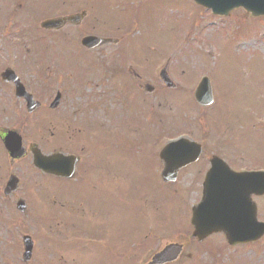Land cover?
Listing matches in <instances>:
<instances>
[{"label": "rangeland", "instance_id": "374dc122", "mask_svg": "<svg viewBox=\"0 0 264 264\" xmlns=\"http://www.w3.org/2000/svg\"><path fill=\"white\" fill-rule=\"evenodd\" d=\"M99 1L104 4L103 15L107 26L98 21L88 31L102 37H117L118 41L95 47L94 51L74 52V61L81 63L82 70L89 68L83 77L92 79V84L88 83L90 88H85L83 92L80 87L81 99H76V103L98 99L102 89H105L96 80L98 77L105 81L106 86L113 83L117 95L120 93L126 98L127 109L123 112V119L118 121L119 128L116 127L114 132L113 124L108 125V131L117 141L115 150L102 153L106 162L105 169L100 170L99 182H72L63 187H51L60 193L56 197L71 203L69 208L74 212L72 220L75 225L69 229L72 223L64 207L59 225L49 219L53 206L60 201L52 205L53 196L38 201L35 211L34 205L31 212L18 216L14 214L16 198L21 196L28 206L32 205L43 183L52 182L53 178L35 173L29 163V155L9 165L8 158L0 149L1 176H4L7 167L8 171L15 170L22 175L16 192L8 197L0 195V264H23L19 243L24 233L30 234L34 241L32 258L24 264H128L129 247L140 244L143 240L141 236L147 233L148 252L161 248L177 236L188 239L183 257L189 255V258L197 259L190 262L192 260L184 258L179 263L264 264V236L235 246L227 244L221 233L212 234L202 242L189 237L190 231L186 230L190 227L189 212L198 198L195 187L199 181V164L184 168L174 182L164 186L160 183L161 168L152 146L165 126L168 129L183 126L166 132L171 137L191 132L198 138L202 127L185 124L179 115L191 119L201 113L204 118L209 115L208 148L221 152L231 160L236 170L241 167L264 169V16L251 17L242 9H237L226 17H219L191 0ZM35 11L38 15L45 12L40 7H36ZM98 12L100 18L101 10L98 9ZM14 27L7 28V31L16 32ZM19 28L24 29L23 35L36 47L37 40L43 37L37 47L38 58L42 60L45 51L50 49L49 37L36 29L34 18H29ZM34 32L37 33L35 38L32 37ZM16 38L22 43V50L25 46L29 47L28 40L21 41L20 36ZM2 41L5 48L0 45V50H4L0 51V56H4L3 61H6L9 59L7 37H3ZM166 61L167 72L176 83L172 90L156 83L157 71ZM99 62L100 69L97 68ZM107 65L112 72L111 77L102 75V69ZM127 66L134 67L136 71L147 69L146 78L155 86L149 98L157 96V100L161 94L165 98L164 103L159 99L152 106L146 105L131 81L121 76L122 72L127 74ZM78 67L79 64L70 69V80L79 73ZM114 68L122 72H114ZM53 73L55 71H52L51 78ZM32 74L27 71L25 75H29V79ZM202 75L209 77L214 96V102L204 108L197 106L192 96ZM50 91L47 89L46 93ZM0 94L4 95L1 88ZM136 97L141 104L134 99ZM118 107L123 108L118 105L113 110L117 111ZM97 114L102 117L99 110ZM150 114L156 119L163 114L162 126L158 121L156 124L153 120L149 122ZM28 122V128L22 129L25 145L38 135L36 128L30 127L31 122ZM42 132L44 140L40 147L47 149L52 144L50 129L45 127ZM215 135L228 138L229 144L234 147L227 148L225 141L216 145L220 140L215 139ZM54 150L62 149L56 146ZM30 175L32 185L29 188L27 181ZM93 178L94 175L91 181ZM254 200L258 205V217L262 219L264 195ZM154 232L158 237L152 242L150 237L153 238ZM14 235L20 238L17 245ZM210 248L215 251L212 257L206 251Z\"/></svg>", "mask_w": 264, "mask_h": 264}, {"label": "water", "instance_id": "95a60500", "mask_svg": "<svg viewBox=\"0 0 264 264\" xmlns=\"http://www.w3.org/2000/svg\"><path fill=\"white\" fill-rule=\"evenodd\" d=\"M195 2L212 7L213 11L216 13L221 14H227L231 9L237 6H242L247 12H249L251 15H261L264 14V0H194ZM49 23H46L48 25ZM85 43H88V38L84 40ZM160 76L168 86H173V82L170 81L168 78L165 68H163L160 72ZM196 100L200 104H207L210 103L212 100L211 96V90L208 83V80L206 78H203L200 83L198 84V87L194 94ZM18 145H20V142H17L14 138H10L9 143L6 141V146L8 150H10L13 156H16L17 154L15 151H18ZM179 148L175 147L169 150L168 156H171L170 158H167V155L162 153L164 157L167 159V164H169L168 167L164 169L162 172L163 177L165 180L168 179H174L177 169L180 165H183L189 161H191L193 158L192 156L189 157H183L177 159V150ZM187 153L183 152L182 154ZM193 154V153H191ZM188 155V154H187ZM196 155V154H195ZM51 159L44 158L41 160L42 167L49 168L48 163ZM214 164V162H213ZM221 165V163H218ZM171 165H177L174 168H172ZM210 173L208 172L207 176L209 177ZM207 177V178H208ZM232 178L235 180L236 178H242L239 175L232 176ZM205 186H204V196L202 197L201 202L197 207L193 209L192 214V223L194 224V230L192 232L193 236L198 237V239H202L206 235L210 234L214 231H223L228 238L230 242L234 240L233 236H239L244 237L247 234H251L253 237L251 239H255L261 233L264 232V223L257 224L256 227L253 228L252 231H246L244 229V224L246 225L249 223L250 219H254V213L253 209H251L248 205V202L245 199V196H248L252 189L240 188V183L236 184L233 188L224 186L216 185L212 188L210 186V183L205 180ZM259 184L262 185H252V188H257L258 193L264 192L263 183ZM258 183V181H257ZM16 186V181L14 179H9L7 182L5 192L11 191ZM235 191L239 194L245 195L244 198L241 196V203H237L234 201L233 197L230 196L231 192ZM18 207L23 209V206L21 204H18ZM238 209V210H236ZM240 221V222H237ZM255 224V223H254ZM23 243H24V252H23V258L25 260L30 258L31 250H32V241L28 235L23 236ZM180 246L179 245H167L164 247L160 252L153 255V260L151 263H162L165 261H169L174 259L177 254L179 253Z\"/></svg>", "mask_w": 264, "mask_h": 264}, {"label": "flooded vegetation", "instance_id": "af4514ba", "mask_svg": "<svg viewBox=\"0 0 264 264\" xmlns=\"http://www.w3.org/2000/svg\"><path fill=\"white\" fill-rule=\"evenodd\" d=\"M62 3L64 4L65 0H63ZM52 13H55L54 10H52ZM128 73H131L134 79L132 84H135L138 88H140L141 82L137 80L139 76H137L133 71H128ZM48 99V97H45L44 101H47ZM10 113L15 118L16 116L20 115L15 105V101L12 102ZM71 115L74 116V119L71 117ZM76 116V109L72 112H65L64 114L58 113L53 116L51 125L52 128L56 130L57 133H59V135L60 133H63V141L68 142V146H66L64 149L65 152L75 155L78 154L77 148L80 151L79 156L75 155L78 156V161L75 164L74 170V175L75 177L77 175V180H79L81 183H97L100 181V170L105 169L106 159L102 157L103 148L110 151L112 146L105 145L104 147H102L101 145L97 144L94 147V151L92 152V143L97 142L95 135V125L93 122L87 121L86 119H80L79 121H77ZM83 116V114H80V118H82ZM58 119H62V122H55V120ZM14 125L15 127L17 126L16 123ZM54 142H59V139L54 140ZM111 150L113 151V148ZM202 157L205 158V164H203L207 165L208 155L205 154ZM93 173H96L98 176L94 177L91 181V175ZM127 262L140 264L142 262V259L136 256L133 258H128Z\"/></svg>", "mask_w": 264, "mask_h": 264}]
</instances>
